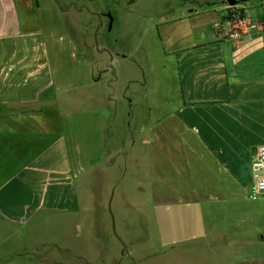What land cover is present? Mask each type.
<instances>
[{
	"label": "crops",
	"instance_id": "obj_1",
	"mask_svg": "<svg viewBox=\"0 0 264 264\" xmlns=\"http://www.w3.org/2000/svg\"><path fill=\"white\" fill-rule=\"evenodd\" d=\"M237 1L246 40L222 33L227 0H0V242L103 177L101 195L149 196L156 259L264 264V0Z\"/></svg>",
	"mask_w": 264,
	"mask_h": 264
},
{
	"label": "rangeland",
	"instance_id": "obj_2",
	"mask_svg": "<svg viewBox=\"0 0 264 264\" xmlns=\"http://www.w3.org/2000/svg\"><path fill=\"white\" fill-rule=\"evenodd\" d=\"M93 179L89 188L87 187L88 194L84 196V204L77 213L56 214L48 222L32 226L27 231L32 237L19 244L13 243L10 247L0 242V255L7 250L11 256L13 255V258H0V264H192L194 262V260L180 259L179 251L168 252L170 259H156V256L151 255L153 253L150 251L162 250V243L156 232L160 228L155 223V214L158 212L147 211L152 206L149 196L135 194L132 189H125L122 195L114 194L113 190L101 195L105 185L103 177ZM108 203L114 218L116 235L125 245L124 248L112 232ZM261 203L260 200L242 201V205L261 206ZM142 207L145 212L140 215ZM188 209L181 206L167 216L163 215V212H159L158 215L178 221L188 218ZM142 239L143 241L147 239L148 242L144 243ZM196 260L198 264H206L203 257Z\"/></svg>",
	"mask_w": 264,
	"mask_h": 264
},
{
	"label": "built area",
	"instance_id": "obj_3",
	"mask_svg": "<svg viewBox=\"0 0 264 264\" xmlns=\"http://www.w3.org/2000/svg\"><path fill=\"white\" fill-rule=\"evenodd\" d=\"M221 29L225 38L231 40H246L253 32L254 24L245 12L233 6L227 7ZM252 181L248 187L247 198L256 200L264 194V145L257 148L256 154L251 161Z\"/></svg>",
	"mask_w": 264,
	"mask_h": 264
},
{
	"label": "water",
	"instance_id": "obj_4",
	"mask_svg": "<svg viewBox=\"0 0 264 264\" xmlns=\"http://www.w3.org/2000/svg\"><path fill=\"white\" fill-rule=\"evenodd\" d=\"M245 0H240V2H244ZM228 4L230 6H233L235 4H237V0H227ZM110 203H108V211H109V214L111 216V220H112V232L114 234V236L117 238V240L121 243V245L123 246V248L125 247V245L122 243V241L118 238V236L116 235V232H115V225H114V218H113V215L111 213V210H110Z\"/></svg>",
	"mask_w": 264,
	"mask_h": 264
}]
</instances>
